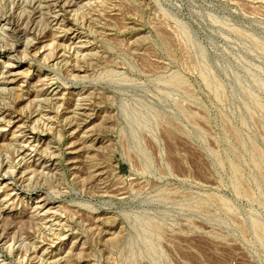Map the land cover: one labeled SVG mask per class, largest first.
<instances>
[{
    "label": "rangeland",
    "instance_id": "374dc122",
    "mask_svg": "<svg viewBox=\"0 0 264 264\" xmlns=\"http://www.w3.org/2000/svg\"><path fill=\"white\" fill-rule=\"evenodd\" d=\"M0 37V264H264V0H0Z\"/></svg>",
    "mask_w": 264,
    "mask_h": 264
},
{
    "label": "bare ground",
    "instance_id": "6f19581e",
    "mask_svg": "<svg viewBox=\"0 0 264 264\" xmlns=\"http://www.w3.org/2000/svg\"><path fill=\"white\" fill-rule=\"evenodd\" d=\"M9 9H10V8H9ZM8 16H9V15H8ZM1 18H2V17H1ZM2 19H3V18H2ZM4 21H5V20H4ZM6 23H7V22H6ZM9 23H10V22H9ZM6 27H7V26H6ZM3 28H4V27H3ZM8 28H9V27H8ZM4 29H5V28H4ZM16 29H17V28H16ZM2 30H3V29H2ZM29 30H30V29H29ZM23 31H24V30H23ZM30 31H31V30H30ZM24 37H25V36H24ZM0 38H1V37H0ZM24 40H25V39H24ZM25 43H26V42H25ZM29 43H30V42H28L27 44L30 45ZM27 44H26V46H27ZM15 45H16V44H15ZM8 72H9V74H10L11 76L13 75V74H11V70H10V69H9ZM12 79H13V77H12ZM8 82H9V81H8ZM18 85H19V84H18ZM18 87H19V86H18ZM4 114H5V113H4ZM4 119H5V118H4ZM8 119H9V118H8ZM10 122H11V121H10ZM1 126H2V125H1ZM19 129H20V127H19ZM24 130H25V129H24ZM33 137H34V136H33ZM30 141H31V140H29V142H30ZM26 145H27V144H26ZM30 145H31V144H30ZM2 146H3V145H2ZM24 147H25V145H24ZM2 148H3V147H2ZM20 150H21V149H20ZM35 150H36V149H35ZM37 151H38V150H37ZM37 151H36V152H37ZM17 152H18V151H17ZM8 155H9V154H8ZM20 155H21V154H20ZM24 155H27V154L25 153ZM22 157H23V156H22Z\"/></svg>",
    "mask_w": 264,
    "mask_h": 264
}]
</instances>
